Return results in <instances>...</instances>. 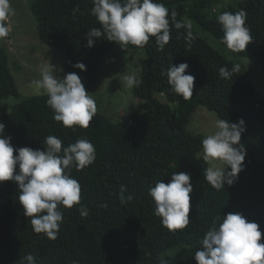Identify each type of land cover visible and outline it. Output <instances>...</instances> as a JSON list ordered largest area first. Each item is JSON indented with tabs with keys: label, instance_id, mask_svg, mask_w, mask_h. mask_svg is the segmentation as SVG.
<instances>
[{
	"label": "trees",
	"instance_id": "16d2710c",
	"mask_svg": "<svg viewBox=\"0 0 264 264\" xmlns=\"http://www.w3.org/2000/svg\"><path fill=\"white\" fill-rule=\"evenodd\" d=\"M200 1L157 0L170 13L175 10L177 20L188 18L189 2L201 7ZM93 6V0H35L30 5L40 40L65 55L66 74L83 76L89 90L95 88L103 73V60L118 45L106 38H93V47H87L88 32L102 28L91 14ZM241 9L247 13L253 41L245 51L237 53L264 73V0L225 6L219 14ZM195 23L221 40L222 25L214 30L213 21L206 16ZM170 28L171 40L163 51L154 37L141 47L128 45L146 54L139 77L142 83L133 87L135 98L142 101V114L114 124L97 111L87 129L66 128L53 119L47 95L22 102L30 112V120L20 114V124L30 125L34 118L41 117L45 138L59 137L62 147L85 138L96 148V159L90 166L68 170L81 185L80 205L87 206L89 214L82 217L77 210L80 205L61 207L64 219L58 237L49 240L46 234L33 231L31 218L25 217L19 204L18 186L13 181L0 183V264H21L27 254L37 257L36 264H161V259L166 264H197L194 254L212 221L229 213H240L249 222L257 223L262 233L260 242L264 243V96L240 66L231 78H222L219 69H231L236 64L193 29V39L188 42L186 29ZM77 62L83 63L86 71L76 69ZM181 63L189 65L185 74L195 77L189 100L172 91L166 75L170 66ZM15 69L20 70V66L15 65ZM20 97L9 69V56L0 49V100ZM199 107L230 123L244 121L240 140L246 149L243 170L225 189L216 190L206 182L203 172L208 165L197 158L195 147L200 138L188 131L189 112ZM7 115V108L1 106L0 123L6 125ZM46 147L45 144L41 150ZM179 172L191 177L190 224L184 229L169 230L155 215L149 189L157 181L170 183L172 175ZM121 187L126 189L125 197L132 196L130 202L121 203Z\"/></svg>",
	"mask_w": 264,
	"mask_h": 264
},
{
	"label": "clouds",
	"instance_id": "9594fccd",
	"mask_svg": "<svg viewBox=\"0 0 264 264\" xmlns=\"http://www.w3.org/2000/svg\"><path fill=\"white\" fill-rule=\"evenodd\" d=\"M91 14L102 28H93L87 35V47L94 45L93 38L137 47L148 44L155 38L160 51L171 40V26L187 30L186 40L191 42L193 21L186 17L177 20L178 13L157 0H93ZM15 15L10 0H0V39L9 35L8 20ZM247 13L241 9L235 13L224 11L217 17L222 25L223 36L220 43L234 52H243L252 43L253 37L246 23ZM74 67L86 71L83 63ZM189 65L181 63L170 66L166 75L174 93L189 100L193 96L195 77L185 74ZM239 71V65L231 69L222 66L219 74L228 79ZM129 88L139 87L142 80L136 74L125 75ZM31 87L37 94H46L47 105L53 110V119L62 122L66 128L87 129L97 113L94 95L86 92L81 78L72 72L60 78L50 62L41 66L40 79L33 80ZM216 131L202 140L203 160L219 161L227 168L207 167L204 172L206 182L216 190L232 185L243 170L246 149L240 144L245 131L244 121L230 123L217 119ZM11 138L5 136V125L0 123V183L13 181L19 189L18 201L25 217L31 218L35 233L46 234L49 240H56L64 216L61 207L71 209L80 205L81 185L69 174L75 167L82 170L96 159V148L85 138L62 147V140L48 135L45 150L30 147L14 148ZM15 153V154H14ZM191 177L184 172L174 173L170 183L157 181L149 189L155 202V215L169 230L184 229L190 224V194L193 192ZM121 187V203L130 202L132 196L125 197ZM107 207V205H103ZM82 217H87V206L77 209ZM259 225L249 222L240 213H229L222 219L212 221V226L203 236L201 247L195 252L197 264H264V243ZM26 264H36L37 257L27 254ZM161 264H166L161 259Z\"/></svg>",
	"mask_w": 264,
	"mask_h": 264
},
{
	"label": "rangeland",
	"instance_id": "374dc122",
	"mask_svg": "<svg viewBox=\"0 0 264 264\" xmlns=\"http://www.w3.org/2000/svg\"><path fill=\"white\" fill-rule=\"evenodd\" d=\"M34 1L10 0L15 15L8 20L9 35L8 38L0 39V49H4L9 56V69L21 97L0 100V107L5 106L8 110L5 136L11 138L12 146L14 148L30 147L34 150H41L45 146V122L41 117H37L30 122V125L20 124L18 116L21 114V118H29L27 113H30L26 111V107H23L22 102H30L32 97L46 95L37 94L31 87L33 80L40 79L42 65L50 62L60 78L67 74L65 55L48 47L39 38L37 23L30 9L31 2ZM192 1L194 3L196 0ZM242 1L245 0H201L200 2L203 3L201 7L192 6L189 2L186 8V16L194 22L192 29L196 34L226 59L242 67L250 83L264 96V73L262 70L247 57H242L237 52L222 45L211 32L195 23L199 17L206 16L213 21V29L218 30L221 25L217 21L220 10L225 6ZM145 58L146 54L143 49L118 44L103 60V73L94 89H87L86 79L79 76L86 92L94 95L97 111L111 123L123 122L134 114L143 113L142 101L135 98L133 88L127 86L124 77L134 73L139 78ZM15 65L20 66V70H16ZM158 100L162 103L165 102L164 98L158 97ZM189 117L191 122L188 131L200 138L201 142H198L195 147L197 158L203 160L202 140L216 131L215 125L219 118L201 107L191 110ZM213 163L217 167L226 168V165L219 161L206 162L208 167L213 166Z\"/></svg>",
	"mask_w": 264,
	"mask_h": 264
}]
</instances>
